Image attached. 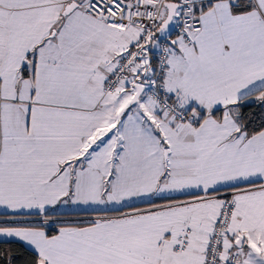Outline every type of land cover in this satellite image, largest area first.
Masks as SVG:
<instances>
[{
    "label": "snow or ice",
    "instance_id": "snow-or-ice-1",
    "mask_svg": "<svg viewBox=\"0 0 264 264\" xmlns=\"http://www.w3.org/2000/svg\"><path fill=\"white\" fill-rule=\"evenodd\" d=\"M0 264H264V0H0Z\"/></svg>",
    "mask_w": 264,
    "mask_h": 264
}]
</instances>
